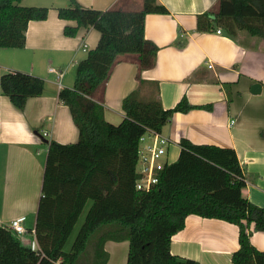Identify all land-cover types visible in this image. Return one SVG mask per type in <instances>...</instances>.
Masks as SVG:
<instances>
[{"label":"trees","instance_id":"obj_1","mask_svg":"<svg viewBox=\"0 0 264 264\" xmlns=\"http://www.w3.org/2000/svg\"><path fill=\"white\" fill-rule=\"evenodd\" d=\"M21 2L0 0V48H23L30 20L48 17L47 7ZM168 12L158 0H144L137 11L99 10L77 0L59 8L60 18L77 23L65 26L66 35L90 27L101 33L97 46L77 64L73 87L59 92L79 139L47 142L35 233L26 231L39 247L24 244L8 225L0 224V264H105L108 240L129 241L127 264H201L171 252L172 237L190 214L238 225L240 246L232 263L264 264V251L251 241L254 231L264 232V207L244 195L246 179L234 148L182 138L178 159L160 171L159 182L150 190L136 187L140 138L149 130L162 133L175 112L194 105L182 98L165 108L159 98L142 97L137 89L124 98L125 117L114 124L105 119L103 103L93 97L120 55L136 54L141 69L154 66L159 46L146 38L145 18ZM215 27H224L231 36L245 32L264 38V0H219L215 10L198 15L199 31ZM44 89L41 77L18 70L1 73V93L22 111L28 98L42 95ZM88 201L85 220L66 250Z\"/></svg>","mask_w":264,"mask_h":264},{"label":"crops","instance_id":"obj_2","mask_svg":"<svg viewBox=\"0 0 264 264\" xmlns=\"http://www.w3.org/2000/svg\"><path fill=\"white\" fill-rule=\"evenodd\" d=\"M77 1L99 10L137 11L144 0ZM158 2L169 12L148 13L145 18L146 38L159 46L154 66L141 69L136 54L120 55L94 99L103 103L105 119L119 124L125 117L123 100L134 90L139 89L145 98H159L165 108L186 98L195 107L175 112L164 126L162 134L171 143L163 159L168 164L178 159L182 138L234 148L246 179L244 195L264 207V38L245 32L231 36L224 27L199 31L198 15L215 10L219 0ZM21 3L47 7L48 17L30 20L23 48H0V76L4 71L26 72L41 77L45 89L42 95L28 98L23 111L0 90V224L21 219L27 231L33 233L42 196L47 142L67 144L79 139L70 108L59 99V92L73 87L77 64L97 46L101 33L94 27L81 28L75 36L64 33L66 25L77 24L58 14L59 8L70 5V0ZM50 67L64 71L61 85ZM145 146L142 144L143 151ZM74 239L68 240L65 248L70 243L71 248ZM21 240L26 245L33 241L39 247L34 235ZM251 241L264 251V232L254 231ZM239 246L238 225L190 214L184 228L173 235L171 252L201 264H233L232 254ZM92 249L90 246L91 257ZM104 250L108 253L105 264H127L128 240H108Z\"/></svg>","mask_w":264,"mask_h":264},{"label":"built area","instance_id":"obj_3","mask_svg":"<svg viewBox=\"0 0 264 264\" xmlns=\"http://www.w3.org/2000/svg\"><path fill=\"white\" fill-rule=\"evenodd\" d=\"M218 32H221L219 29ZM51 72L56 73L61 85V79L64 75V71L55 67H50ZM146 143V150L143 151L142 144ZM171 140L169 137L163 135L161 132L149 130L140 138L139 148V161L137 170L140 174L139 179L136 182V187L139 190H150L154 185L159 182L160 171L164 169L167 161L163 159L167 153V148ZM20 239L26 236V227L22 223L21 219H14L8 225ZM35 233V229L33 230ZM30 246L33 249H38L35 246V242L31 241Z\"/></svg>","mask_w":264,"mask_h":264},{"label":"rangeland","instance_id":"obj_4","mask_svg":"<svg viewBox=\"0 0 264 264\" xmlns=\"http://www.w3.org/2000/svg\"><path fill=\"white\" fill-rule=\"evenodd\" d=\"M0 197H2V194H1V193H0ZM90 206H91V201H88V203H87V205H86V207H85V209H84V211H83V213H82V215H81L80 222H79L78 226H76V228H75V232H73V234H72V236H71V238H70L69 240H71L72 237H73V239H74L75 235L77 234L78 230L80 229V227L82 226V223H83L84 220H85V217H86L87 211H88V209H89ZM70 244H71V243H70ZM70 244H68L67 248H65L66 250H69V249H70Z\"/></svg>","mask_w":264,"mask_h":264}]
</instances>
